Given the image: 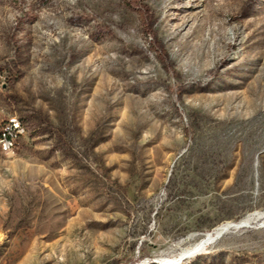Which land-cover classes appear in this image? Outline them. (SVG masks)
<instances>
[{"label":"rangeland","instance_id":"rangeland-1","mask_svg":"<svg viewBox=\"0 0 264 264\" xmlns=\"http://www.w3.org/2000/svg\"><path fill=\"white\" fill-rule=\"evenodd\" d=\"M0 264H264V0H0ZM243 218V219H244Z\"/></svg>","mask_w":264,"mask_h":264},{"label":"bare ground","instance_id":"bare-ground-1","mask_svg":"<svg viewBox=\"0 0 264 264\" xmlns=\"http://www.w3.org/2000/svg\"><path fill=\"white\" fill-rule=\"evenodd\" d=\"M13 121L15 123V126L19 128V130H14V137H21V133L22 135L25 134L26 127L24 128L21 122L15 117L13 118ZM12 150L13 149H6V153L11 152ZM262 218H264V212H258L256 214H249L247 217L241 219L238 222H224L204 233L203 237L200 238L197 242H195L189 247L184 248L180 253L179 258L174 261H170L169 263H175L176 261H181L182 259L192 256L194 254L196 255L202 252L203 250H206L208 246L213 244L216 240H218L221 236H223V234H225L229 230L233 228L237 229L240 227H248L250 223Z\"/></svg>","mask_w":264,"mask_h":264},{"label":"built area","instance_id":"built-area-1","mask_svg":"<svg viewBox=\"0 0 264 264\" xmlns=\"http://www.w3.org/2000/svg\"><path fill=\"white\" fill-rule=\"evenodd\" d=\"M14 130H19L13 121V118H7L5 121L0 122V152L6 154V149H16L19 145L21 138L14 137Z\"/></svg>","mask_w":264,"mask_h":264},{"label":"trees","instance_id":"trees-1","mask_svg":"<svg viewBox=\"0 0 264 264\" xmlns=\"http://www.w3.org/2000/svg\"><path fill=\"white\" fill-rule=\"evenodd\" d=\"M243 218H244V217H243ZM243 218H242V219H243ZM240 220H241V219H240ZM240 220H238V221H240ZM238 221H237V222H238ZM233 222H234V221H233ZM216 226H217V225H216ZM213 228H214V227H213ZM210 230H211V229H210ZM202 252H203V251H202ZM200 253H201V252H200ZM181 262H182V261H181ZM177 264H179V263H177Z\"/></svg>","mask_w":264,"mask_h":264}]
</instances>
